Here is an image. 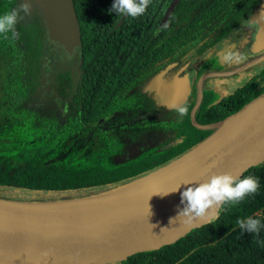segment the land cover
<instances>
[{"label": "trees", "instance_id": "trees-1", "mask_svg": "<svg viewBox=\"0 0 264 264\" xmlns=\"http://www.w3.org/2000/svg\"><path fill=\"white\" fill-rule=\"evenodd\" d=\"M73 1L82 38L76 78L60 66L59 41L49 36L36 0H27L31 12L16 24L15 38L0 34L2 198L43 201L104 193L198 146L216 129L192 121L196 88L188 115L177 118L170 110L164 115L147 108L153 100L142 90L144 83L170 62H192L196 79L221 69L209 60L220 46L243 36L242 22L264 3L180 0L161 25L172 0H151L137 18L110 12L114 0ZM22 2L0 0V15ZM212 79L204 81L195 114L201 124L232 115L264 92V68L228 95L217 94ZM248 175L259 178L255 195L223 204L210 222L174 243L111 264H264V227L257 235L237 224L253 216L264 225V161L241 177Z\"/></svg>", "mask_w": 264, "mask_h": 264}, {"label": "water", "instance_id": "water-1", "mask_svg": "<svg viewBox=\"0 0 264 264\" xmlns=\"http://www.w3.org/2000/svg\"><path fill=\"white\" fill-rule=\"evenodd\" d=\"M180 0H172L161 25L171 16ZM49 36L62 43L69 53L81 44L79 18L73 0H36ZM264 3L251 18L257 19ZM261 37L264 21L259 22ZM170 67V65H169ZM168 68V67H167ZM166 68V69H167ZM166 69L161 70L143 87L157 89V101L173 108L172 102L184 104L191 92L188 75L181 84L161 89L158 83ZM198 80V97L192 109L194 124L203 129H221L225 124H244L225 140L217 153L192 176L150 195L100 206L80 207L78 201L106 197L129 185L145 180L168 167H173L187 154L200 148L215 135V131L198 146L170 163L117 189L104 193L59 200H19L0 197V264H111L127 259L138 252L158 249L174 243L192 229L201 227L216 217L221 206L208 209L206 215L191 223L177 216L181 192L191 186L188 182H206L213 173L225 172L242 176L248 169L264 161V92L244 105L239 111L214 123L201 124L196 111L202 102V82ZM259 101L258 108L248 116L235 119L246 107ZM217 132V131H216ZM180 186L179 191L167 195ZM155 225V227H153Z\"/></svg>", "mask_w": 264, "mask_h": 264}, {"label": "clouds", "instance_id": "clouds-1", "mask_svg": "<svg viewBox=\"0 0 264 264\" xmlns=\"http://www.w3.org/2000/svg\"><path fill=\"white\" fill-rule=\"evenodd\" d=\"M150 4L151 0H114L109 11L115 12L117 15L137 18L146 13ZM30 12L31 6L27 0H24L17 8L0 15V34H3L4 38L8 39V34L11 33L12 37L15 38L17 35L15 31L16 24L23 19L24 15H28ZM261 21H264V9L261 10L257 19L250 17L248 20H244L242 29L250 30ZM221 59L229 65L240 64L247 60V55L230 46L222 52ZM171 106L175 108L180 117H186L189 113L186 103L178 104L173 101ZM188 184L191 186L181 192V204L184 206L183 208H178L177 216L171 219V223L177 219H184L186 223H191L197 218L204 217L209 208L218 207L229 202L239 204L245 198L255 195L260 188L258 177L254 175L241 177L229 172L213 173L206 182H188ZM179 189L180 186L171 192L163 193V195L177 192ZM237 224L242 231L257 235L260 233L261 228L264 227L260 219L253 216L238 219Z\"/></svg>", "mask_w": 264, "mask_h": 264}, {"label": "flooded vegetation", "instance_id": "flooded-vegetation-1", "mask_svg": "<svg viewBox=\"0 0 264 264\" xmlns=\"http://www.w3.org/2000/svg\"><path fill=\"white\" fill-rule=\"evenodd\" d=\"M260 28L261 26L259 23H257V25L250 30L242 29L241 27V30L243 31V36L240 39H232L228 41L225 45L220 46L216 54H214L211 60L209 61H210V66L219 67L221 69L207 71L203 74L205 75L207 73H217L214 75H209L203 80L202 99L205 89L204 81L209 77H213L210 87L216 90L218 92L217 94L222 93L224 95H228L231 94L233 91H235V89H237L239 86H241V84L243 83V81H245L246 78L252 76L258 78L262 74L264 68V39H262L261 37ZM230 46L233 47L235 50L244 52L247 55V60L240 64L229 65L227 63H224L221 59L222 56L221 50L225 48L228 49ZM77 48L78 46L75 47L72 53H69L67 50L66 51L68 54L73 55L75 51H77ZM164 69H166V71L163 73L161 80L158 83L161 89L166 88L169 85L178 86V84L182 83L181 79L185 75H188L189 83L191 85V92L185 103L187 104L189 98L191 97L194 91V88H196L197 97H198V80L203 75H201L198 79H196L197 68L193 67L192 62H186L179 65L177 64V62L167 63L165 64V66L161 67L159 70L154 72L149 77V79L144 83V86L150 79H152L156 74H158L161 70ZM156 91L157 89L144 91L153 100V102L147 104V108L157 109V110L159 109L158 112L164 115H167L168 110H170L171 111L170 113L173 114V116L177 118L180 117L176 112L175 108H171L167 104L159 102L155 99L154 94L156 93Z\"/></svg>", "mask_w": 264, "mask_h": 264}, {"label": "bare ground", "instance_id": "bare-ground-1", "mask_svg": "<svg viewBox=\"0 0 264 264\" xmlns=\"http://www.w3.org/2000/svg\"><path fill=\"white\" fill-rule=\"evenodd\" d=\"M258 105L259 101H256L254 105H249L242 112H240V114L235 116V119L237 120L243 116H248L249 113L252 112L250 108H254L256 110ZM240 125L241 124H225L215 133L213 137L203 143L200 148L184 156L181 161L173 167H168L167 169L158 172L145 180L129 185L109 196L78 201L75 205L80 207H90L117 203L144 197L175 185L194 175L209 158L213 157L215 153L220 150L225 140L230 138L241 128L242 125Z\"/></svg>", "mask_w": 264, "mask_h": 264}, {"label": "rangeland", "instance_id": "rangeland-1", "mask_svg": "<svg viewBox=\"0 0 264 264\" xmlns=\"http://www.w3.org/2000/svg\"><path fill=\"white\" fill-rule=\"evenodd\" d=\"M262 39H264V33L262 35ZM57 52L60 54V66L62 68H68L72 71L74 77L76 78L77 77V74H78V58L79 56L77 55L78 54V51H75V53L73 55H70L67 53L64 45H62V43H59L57 42ZM224 50H227V48L225 49H222L221 50V53L224 51ZM1 82V81H0ZM207 97H208V94H207ZM211 98H209L210 100ZM3 103V102H2ZM1 103V100H0V105L2 104ZM219 129H217L216 131H218ZM215 131V133H216ZM209 140V139H208Z\"/></svg>", "mask_w": 264, "mask_h": 264}]
</instances>
